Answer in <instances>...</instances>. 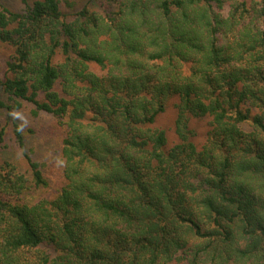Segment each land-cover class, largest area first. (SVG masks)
Segmentation results:
<instances>
[{
    "label": "trees",
    "instance_id": "trees-1",
    "mask_svg": "<svg viewBox=\"0 0 264 264\" xmlns=\"http://www.w3.org/2000/svg\"><path fill=\"white\" fill-rule=\"evenodd\" d=\"M21 2L0 0V109L31 179L0 161V264H264V0ZM24 103L61 128L64 182L36 201Z\"/></svg>",
    "mask_w": 264,
    "mask_h": 264
},
{
    "label": "rangeland",
    "instance_id": "rangeland-1",
    "mask_svg": "<svg viewBox=\"0 0 264 264\" xmlns=\"http://www.w3.org/2000/svg\"><path fill=\"white\" fill-rule=\"evenodd\" d=\"M7 7L13 10H20L23 7L21 0H1ZM62 7L65 12H73L81 7H97L93 6L90 0H61ZM67 1L71 6L63 3ZM102 0H100L101 2ZM12 53V47L6 44H0V70L5 68L6 60ZM91 69L101 73L99 68L92 64ZM3 98L5 95L1 94ZM172 99L165 111L161 113L155 120L153 126L162 128L166 131L168 146L177 142V137L174 133L173 122L176 115ZM8 114L5 110L0 109V129L4 128V140L0 142V161L7 160L15 163L18 169L23 172L29 180L31 179L27 164L21 156L20 150L14 143V138L11 131V123L8 121ZM13 116L20 123L25 132L27 148L32 152L35 160L42 164L43 175L47 180V185L44 187L29 188V193L26 199L36 201L40 197H51L57 190V187L64 182L62 168L63 158L60 151V125L55 122V118L46 113H40L37 116L32 115V106L29 103H24L23 106L16 111H13ZM207 118H195L190 121V127L194 129L192 139L201 144L206 136ZM7 143L6 148H2Z\"/></svg>",
    "mask_w": 264,
    "mask_h": 264
}]
</instances>
